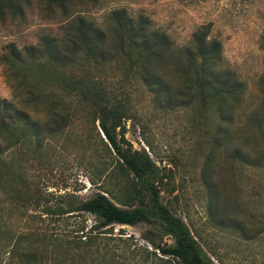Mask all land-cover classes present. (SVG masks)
<instances>
[{
	"label": "rangeland",
	"instance_id": "rangeland-1",
	"mask_svg": "<svg viewBox=\"0 0 264 264\" xmlns=\"http://www.w3.org/2000/svg\"><path fill=\"white\" fill-rule=\"evenodd\" d=\"M73 3L72 12L83 15L94 31L104 33L105 42L102 59L91 64L83 54H76L68 73L77 70L89 74L97 88L107 93L100 104L103 106L108 98L109 105L121 108L127 139L135 149L146 150L168 176L161 194L163 202L185 221L215 264H264V0ZM115 10L145 18L169 37L171 57L160 71L167 78L168 95L159 96L152 79H142L119 51L116 35L108 27ZM26 19L25 24L0 25V56L8 44L23 53L43 35L61 40L66 36L64 18L48 12L40 0L33 1ZM209 24L211 37L222 43L225 68L244 85L240 102L228 104V110L235 107L227 137L222 134V103L196 83L197 65L189 60L193 35ZM66 49L63 45L62 53ZM42 78L35 79L41 89L61 79L55 75L52 81L41 82ZM11 97L5 70L0 66V100ZM58 98L62 100L58 106L64 115L59 123L63 129L53 126L56 123L50 119L56 133L41 150L37 151L31 140L25 146L24 159L16 152L14 170L24 169V179L12 184L0 180V259L5 261L11 258L6 252L13 249L35 250L39 258L45 256L55 264L53 260H63L64 250L73 242H85L79 230L86 233L95 224L93 215L45 214L47 207L64 204L60 196L72 195L77 203L102 190L122 193V180L116 175L117 158L95 123L97 109L63 94ZM236 150L252 158L251 163L235 159ZM23 192L42 198L41 203H25ZM150 230L146 224L115 225L107 235H97L96 241L108 245V263L111 250H126L123 242L128 244L127 264H151L155 256L152 254L148 261L142 252L144 248L154 251L146 239ZM49 235L58 239V246L49 249L48 257ZM156 239L174 243L160 234Z\"/></svg>",
	"mask_w": 264,
	"mask_h": 264
},
{
	"label": "trees",
	"instance_id": "trees-1",
	"mask_svg": "<svg viewBox=\"0 0 264 264\" xmlns=\"http://www.w3.org/2000/svg\"><path fill=\"white\" fill-rule=\"evenodd\" d=\"M33 1L0 0V25L25 24L26 12ZM73 1L40 0L48 12L60 13L67 23L63 40L43 35L39 42L24 48L23 53L8 44V49L0 56V66L4 68L12 90L10 100H0V180L12 184L24 179V169L18 172L14 170L16 152L24 159L27 142L33 140L39 151L43 143L55 135L53 126L63 129V126H59L64 116L58 106L62 104L59 94L69 97L71 101L79 99L81 103L97 109L95 123H98L104 143L117 158L116 175L122 180V193L102 190L91 199L77 203L72 195L60 196L63 205L46 208L45 214L51 216L91 214L95 217V224L87 234L79 230L85 242H73L70 248L64 250L63 260H53L55 264H127V260H130L126 254L127 243L122 242L125 251L118 248L111 250L113 256L108 263V245L98 244L97 235H107L115 225L134 227L139 224H146L151 229L150 237L146 239L154 251L142 249L147 254L146 260L149 261L152 254L155 256L151 264H215L185 221L163 202L161 194L168 176L146 150L135 149L127 139L123 122L125 116L121 108L109 105L108 98H105L103 106L100 104L101 97H107V93L97 88L89 74H80L77 70L68 73L73 69L76 54H83L91 64L102 59L105 42L104 33L94 31L83 15L72 12L75 9ZM110 16L113 21L108 27L116 35L119 51L134 64L142 79H152L159 96L168 95L167 78L160 71L171 57L169 37L145 18L130 17L125 10L112 11ZM211 33L210 24L197 29L190 42L189 60L197 65L196 83L209 92V97L217 96L222 103L221 128L222 134L227 137L233 117L231 111L235 107L228 110V104L240 102L244 85L235 73L225 68L222 43L212 38ZM63 45L67 48L66 53H62ZM55 75L61 79L46 88H39L35 80L37 76H45L46 79H41L43 82L52 81L51 76ZM31 80L34 81L30 83ZM50 119L56 125L50 123ZM234 157L246 165L252 159L237 150ZM23 195L27 204L33 200L37 206L41 203L42 198L25 195L24 192ZM158 234L172 238L174 243L157 241ZM49 238L48 257L49 249L58 246V239H52L50 235ZM16 251L6 252L11 258L9 261L0 259V264L51 263L45 256L39 258L35 250Z\"/></svg>",
	"mask_w": 264,
	"mask_h": 264
}]
</instances>
